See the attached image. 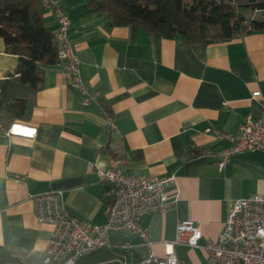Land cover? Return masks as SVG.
Segmentation results:
<instances>
[{
  "label": "crops",
  "instance_id": "obj_1",
  "mask_svg": "<svg viewBox=\"0 0 264 264\" xmlns=\"http://www.w3.org/2000/svg\"><path fill=\"white\" fill-rule=\"evenodd\" d=\"M62 2L85 86L98 100L81 103L60 58L45 68L30 118L13 123L35 134L0 127V252L41 264L51 227L37 221L33 197L49 189L63 191L68 214L103 223L109 185L97 170L117 166L126 174L173 176L166 187L173 205L141 224L156 255L172 248L183 264H206L204 246L218 237L233 201L264 193V152L237 153L217 167L230 145L219 132L234 131L245 117L264 124V31L194 47L178 36L110 25L88 0ZM42 18L55 32L53 14L44 10ZM16 63L0 40V78ZM183 219L199 226L197 247L175 242ZM110 239L129 243L124 264H138L148 251L136 233L112 232Z\"/></svg>",
  "mask_w": 264,
  "mask_h": 264
},
{
  "label": "built area",
  "instance_id": "obj_2",
  "mask_svg": "<svg viewBox=\"0 0 264 264\" xmlns=\"http://www.w3.org/2000/svg\"><path fill=\"white\" fill-rule=\"evenodd\" d=\"M41 5L53 14L57 22L54 36L69 86L81 93V103L85 106L98 100L99 93H91L85 86L79 56L68 33L70 20L62 0H41ZM259 94V90L252 93L253 96ZM107 120L113 127L108 115ZM20 127L12 124L6 133L35 134V129L17 130ZM217 136L230 142L219 153V171L223 170L231 155L249 150L264 152V124L251 117H245L234 131H222ZM97 176L100 181L111 186V200L103 223H91L68 214L64 210L61 189H49L34 195L37 221L51 227L41 264H76L81 257L112 244V232L136 233L145 241L148 251L138 264H183L172 248L166 249L163 256L156 255L150 248L148 233L141 224L145 215L165 212L173 205L174 200L166 192L173 176L126 174L117 166L98 169ZM200 236L199 226L191 219L177 223L175 242L197 247ZM121 247L128 249L129 243L124 242ZM204 250L206 264H264V193L235 199L218 237L208 241Z\"/></svg>",
  "mask_w": 264,
  "mask_h": 264
},
{
  "label": "trees",
  "instance_id": "obj_3",
  "mask_svg": "<svg viewBox=\"0 0 264 264\" xmlns=\"http://www.w3.org/2000/svg\"><path fill=\"white\" fill-rule=\"evenodd\" d=\"M88 6L96 15H104L110 25H135L164 38L178 36L194 47L264 31V0H88ZM238 7L262 13L249 17ZM43 11L41 0H0V40L17 55L13 71L0 78L2 130L30 118L45 68L60 61L54 32L43 23ZM106 193L109 204L111 186ZM127 254L128 249L110 244L76 264H124ZM0 264L22 263L0 252Z\"/></svg>",
  "mask_w": 264,
  "mask_h": 264
},
{
  "label": "rangeland",
  "instance_id": "obj_4",
  "mask_svg": "<svg viewBox=\"0 0 264 264\" xmlns=\"http://www.w3.org/2000/svg\"><path fill=\"white\" fill-rule=\"evenodd\" d=\"M238 10L249 17H258L262 13L246 7H238Z\"/></svg>",
  "mask_w": 264,
  "mask_h": 264
},
{
  "label": "bare ground",
  "instance_id": "obj_5",
  "mask_svg": "<svg viewBox=\"0 0 264 264\" xmlns=\"http://www.w3.org/2000/svg\"><path fill=\"white\" fill-rule=\"evenodd\" d=\"M17 130H19V131H27V130H25L24 128H17Z\"/></svg>",
  "mask_w": 264,
  "mask_h": 264
}]
</instances>
